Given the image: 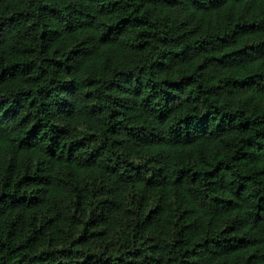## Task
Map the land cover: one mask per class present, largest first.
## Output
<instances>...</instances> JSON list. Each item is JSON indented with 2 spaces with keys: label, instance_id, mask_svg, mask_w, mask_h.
Wrapping results in <instances>:
<instances>
[{
  "label": "trees",
  "instance_id": "trees-1",
  "mask_svg": "<svg viewBox=\"0 0 264 264\" xmlns=\"http://www.w3.org/2000/svg\"><path fill=\"white\" fill-rule=\"evenodd\" d=\"M0 264H264V0H0Z\"/></svg>",
  "mask_w": 264,
  "mask_h": 264
}]
</instances>
